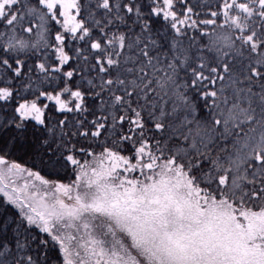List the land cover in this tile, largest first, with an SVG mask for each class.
<instances>
[{"label": "snow or ice", "instance_id": "6c2138e0", "mask_svg": "<svg viewBox=\"0 0 264 264\" xmlns=\"http://www.w3.org/2000/svg\"><path fill=\"white\" fill-rule=\"evenodd\" d=\"M0 264H264V0H0Z\"/></svg>", "mask_w": 264, "mask_h": 264}]
</instances>
